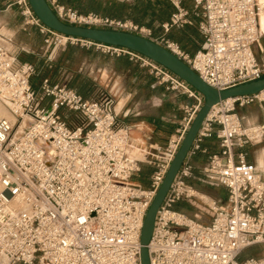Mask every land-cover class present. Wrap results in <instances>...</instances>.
I'll return each mask as SVG.
<instances>
[{
	"label": "built area",
	"instance_id": "obj_1",
	"mask_svg": "<svg viewBox=\"0 0 264 264\" xmlns=\"http://www.w3.org/2000/svg\"><path fill=\"white\" fill-rule=\"evenodd\" d=\"M170 1L176 11L162 27L191 24L193 16L199 17L202 41L193 54L170 40L159 43L204 82L224 89L264 76V57H256L253 50L261 36L259 0H192L191 10ZM46 2L66 23L150 38L149 29L131 21L82 13L58 0ZM4 7L18 10L22 30L37 26L49 60L67 45L127 55L149 67L158 83L194 101L182 108L165 145L136 151L130 127L117 117L108 94L87 98L47 77L35 88L30 81L34 65L18 58L21 47L0 25V104L9 114L0 117V264H141L144 216L203 103L202 95L138 52L48 28L27 0H8ZM262 100L264 89L222 100L205 115L156 211L147 244L149 264H264V254L242 256L248 247L264 248L262 170L242 151L232 158L234 147L264 138V124L244 125L236 108ZM61 109L74 112L80 122L69 125ZM211 135L218 139L220 152L208 155L200 181L222 186L226 197L224 202H205L212 217L203 223L174 204L200 198L186 178L192 175V154ZM143 164L151 167L145 186L134 179Z\"/></svg>",
	"mask_w": 264,
	"mask_h": 264
},
{
	"label": "crops",
	"instance_id": "obj_2",
	"mask_svg": "<svg viewBox=\"0 0 264 264\" xmlns=\"http://www.w3.org/2000/svg\"><path fill=\"white\" fill-rule=\"evenodd\" d=\"M7 1L0 0V25L4 26L10 34L21 35L22 40L13 37V41L18 42L17 44L24 49L35 51L41 48L43 36L39 33L37 26L31 25L26 30H22L20 28L22 16L15 7L5 8ZM177 1L180 7L191 10L192 0ZM58 2L82 13H100L105 17L128 20L144 26L149 29L151 39L157 42L163 40L176 42L189 54H193L199 48L202 40L197 27L199 17L193 16L191 24L171 26L167 30L162 27V24L168 22L172 13L176 11L170 0H58ZM260 12L261 36L253 45V50L256 57L263 58L264 25L261 22ZM66 47L69 48L68 62L65 66L59 67L62 69L60 75L69 78L68 81L83 78L85 84L82 90L85 92V97L90 96V92L101 85L103 92L108 93L113 99L115 110L123 114V119L126 117V124L130 127L129 138L136 151L137 147L144 149L149 144L156 146L166 144L183 116L182 108L185 104L192 103L194 101L192 98H187L185 95L166 88L164 84L158 83L149 67L141 65L139 61L132 60L127 55L113 56L91 48L85 49L72 45ZM59 54L53 64L59 60ZM43 57L38 56L37 58L43 62ZM75 88L79 90L78 86ZM236 111L242 116L244 125L264 124V100L238 106ZM239 151L245 153L247 161L256 164L262 170L264 177V138L247 143L242 147H234L233 160L237 159ZM218 152H220V146L215 135L202 138L199 142V149L191 156L192 175L186 178L187 184L196 189L194 193L202 200L198 197L183 198L177 202L187 208L190 206L191 211H183L174 207L175 209L192 217V210L206 205L205 202L211 204V198L225 199V188L200 181L201 168L206 163L208 155ZM150 171V166L142 165L139 179L144 186L148 184ZM210 219L207 215H203L200 221L207 223Z\"/></svg>",
	"mask_w": 264,
	"mask_h": 264
},
{
	"label": "water",
	"instance_id": "obj_3",
	"mask_svg": "<svg viewBox=\"0 0 264 264\" xmlns=\"http://www.w3.org/2000/svg\"><path fill=\"white\" fill-rule=\"evenodd\" d=\"M27 1L35 16L48 28L63 34L79 36L112 45H119L138 52L159 63L170 72L187 82L203 97V103L196 112L187 132L183 136L143 219L140 231V263L149 264L147 244L152 233L156 211L166 191L168 190L174 175L186 156L205 115L213 105L222 100L262 91L264 89V76L224 89H216L204 82L185 62L153 39L119 29L99 28L66 23L55 15L46 0Z\"/></svg>",
	"mask_w": 264,
	"mask_h": 264
},
{
	"label": "rangeland",
	"instance_id": "obj_4",
	"mask_svg": "<svg viewBox=\"0 0 264 264\" xmlns=\"http://www.w3.org/2000/svg\"><path fill=\"white\" fill-rule=\"evenodd\" d=\"M66 6H68V5H66ZM69 7H71V6H69ZM97 14L101 15L100 13H97ZM13 37H15V39L22 40V36L21 35L17 36V33H13L12 34V39H13ZM13 43H15V42L13 41ZM17 43H15V44H17ZM17 45L19 46V44H17ZM67 46H71V45H67ZM20 47H21V49L18 51V58L21 61H27V62H30V63H32L34 65V72H33L32 76H31L30 81H31L32 85L35 86V88L38 87L40 81L43 78H45V77H47L49 79V81H51L53 83L65 84V85L68 86L67 83L69 82L68 81L69 78H64V77H62L60 75V71L62 69L59 68V67L60 66H62V67L65 66V64L68 62V56H67L68 52L67 51L69 50V48H67L66 46H63V47H66L67 49L66 48L62 49V47L57 48L55 53H54L53 59L49 60L47 58V54L48 53H45V51H44L45 47L43 46V40H42L41 48H39L38 50H35V51H28V50L24 49L22 46H20ZM58 54H59L60 58H59L58 61H56V64H53V61L55 60V58H57ZM38 56H44L43 57L44 61L43 62L40 61L37 58ZM71 81L74 82V86H72V88H74L76 90H77V88H75L76 86H78V88L84 87L83 84H85V81L83 80V78H74ZM94 89H96V88H94ZM90 93H91V94H89L90 96H87V98H97V97L106 95V93L103 92L101 85H99L96 90H94V91H92ZM44 104L45 105L49 104V98L45 99ZM113 105H114V102H113ZM114 110H115V107H114ZM115 112H117V117L123 123L126 124V122H127L126 117L123 119V114H120V112H118L116 110H115ZM60 113L62 114L63 117H65L67 119L69 125H73V124H76V123L80 122V119H78L76 117V114L74 112H71V111H69L67 109H61ZM134 179L135 180H140L139 177H137V176H135ZM200 186H203V185H200ZM216 199H220L222 202H224L223 198H216ZM190 205L192 206L193 204H190ZM174 207H176V208H178L180 210H183V211H191V207L190 206L187 208L186 206H184L180 202L175 203ZM207 208L208 207H207V204H206L204 206L202 205L201 207H199L200 210L197 209V208L193 209L192 212H191L193 214L192 216L198 217L199 220H201L203 215H207L209 218H211L212 217V213H211L210 209L209 208L207 209ZM254 247H255V249L252 250V251H249L248 254H252V255H255V256H262L264 254V248L262 246L256 245Z\"/></svg>",
	"mask_w": 264,
	"mask_h": 264
},
{
	"label": "bare ground",
	"instance_id": "obj_5",
	"mask_svg": "<svg viewBox=\"0 0 264 264\" xmlns=\"http://www.w3.org/2000/svg\"><path fill=\"white\" fill-rule=\"evenodd\" d=\"M261 5H262V9H261V12H260V18H261V22H262V25H264V0H261ZM9 114L6 110V108L4 107L3 104H0V117H8ZM26 122L24 121V124Z\"/></svg>",
	"mask_w": 264,
	"mask_h": 264
},
{
	"label": "trees",
	"instance_id": "obj_6",
	"mask_svg": "<svg viewBox=\"0 0 264 264\" xmlns=\"http://www.w3.org/2000/svg\"><path fill=\"white\" fill-rule=\"evenodd\" d=\"M67 84H68V86H70V87L74 86V82H73V81H69ZM78 92L81 93L82 95L85 94V92L82 90V88H79ZM254 249H255L254 246H251V247L246 248V249L242 252V256L245 255V254H248L249 251H252V250H254Z\"/></svg>",
	"mask_w": 264,
	"mask_h": 264
}]
</instances>
